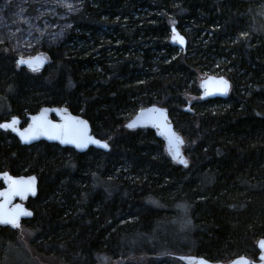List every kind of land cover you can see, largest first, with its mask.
<instances>
[{
    "label": "trees",
    "instance_id": "obj_1",
    "mask_svg": "<svg viewBox=\"0 0 264 264\" xmlns=\"http://www.w3.org/2000/svg\"><path fill=\"white\" fill-rule=\"evenodd\" d=\"M79 1L42 70L17 66L0 44V121L25 123L42 106H65L110 148L25 146L0 130V172L37 178L26 203L32 217L0 228V264L256 260L264 238V0ZM171 25L187 38L184 52L169 43ZM217 73L231 82L228 97L183 111L200 79ZM151 104L165 107L183 136L186 167L152 130L125 127Z\"/></svg>",
    "mask_w": 264,
    "mask_h": 264
},
{
    "label": "water",
    "instance_id": "obj_2",
    "mask_svg": "<svg viewBox=\"0 0 264 264\" xmlns=\"http://www.w3.org/2000/svg\"><path fill=\"white\" fill-rule=\"evenodd\" d=\"M170 45L181 51L187 48V38L182 34L175 25L169 27ZM181 40L183 42H181ZM23 61V62H21ZM48 63V57L44 54H35L31 57H17L16 64L29 71L42 70ZM221 81L227 82L226 90ZM199 100L211 99H226L231 91V82L222 75H207L200 79ZM183 111L190 114L193 113L191 104H186ZM13 121L15 123L13 124ZM22 120L16 116L10 117L7 120L0 121V125L12 124L10 128H2L0 130L10 132L17 138L21 145H31L39 141L47 143H55L61 147H68L77 153L86 152L89 148L102 150L107 152L109 145L106 140L99 139L91 133L89 122L81 115L73 114L65 106H42L35 114L27 116V123L21 126ZM129 124H134V127L129 128ZM55 126V127H53ZM127 129H150L155 137L163 142L165 152L170 160L176 165L186 167L188 160L183 151L184 139L179 134L169 117L168 110L165 107L151 104L138 109L133 116L125 123ZM31 139H25V137ZM178 138L182 143H170ZM83 146H78L82 142ZM99 141L100 143H93ZM107 145L103 147L102 145ZM185 161L186 163H182ZM34 178V179H33ZM31 182V191H24L23 185L19 182ZM17 182V183H13ZM0 220L7 219L12 215H17V226L0 222L1 227H9L18 229L24 220L32 217V211L26 206L28 199L34 198L37 194V178L35 175H20L13 176L7 171L0 172ZM23 213H31L25 215ZM264 238H259L256 242L258 251L256 260H251L245 256H237L229 262L211 261L198 255H176L175 257L183 264H264V247L260 246V242Z\"/></svg>",
    "mask_w": 264,
    "mask_h": 264
},
{
    "label": "rangeland",
    "instance_id": "obj_3",
    "mask_svg": "<svg viewBox=\"0 0 264 264\" xmlns=\"http://www.w3.org/2000/svg\"><path fill=\"white\" fill-rule=\"evenodd\" d=\"M80 9L79 0H0V44L15 59L40 53L47 56L45 49L63 40L64 31L71 27L69 16ZM185 99L192 104L199 97L187 95ZM177 224L178 229L184 227L183 222Z\"/></svg>",
    "mask_w": 264,
    "mask_h": 264
},
{
    "label": "snow or ice",
    "instance_id": "obj_4",
    "mask_svg": "<svg viewBox=\"0 0 264 264\" xmlns=\"http://www.w3.org/2000/svg\"><path fill=\"white\" fill-rule=\"evenodd\" d=\"M181 42H183L181 40ZM23 62V61H21ZM221 83L225 86L224 89H221V90H226V87H227V82L226 81H221ZM15 123V121H13V124ZM0 127L2 128H10L12 127V124H5V125H0ZM55 127V126H53ZM129 128H132L134 127V124H129L128 125ZM25 139H31V137H25ZM93 143H97L99 144L100 142L99 141H92ZM175 142H179V143H182V141H179L178 138L174 141H170V143H175ZM83 143H86V141L82 142L80 145L78 146H83ZM103 147H107V145H102ZM182 163H186L185 161H181ZM34 179V178H33ZM14 184L17 183V182H13ZM23 185V190L24 191H31V182H19ZM25 215H31V213H23ZM17 215H19V213L15 214V215H12L11 217L7 218V219H3V220H0V222H3V223H7V224H12L13 226H17L18 227V224H17ZM260 246L261 247H264V241L260 242ZM243 264H247L246 261H243Z\"/></svg>",
    "mask_w": 264,
    "mask_h": 264
},
{
    "label": "flooded vegetation",
    "instance_id": "obj_5",
    "mask_svg": "<svg viewBox=\"0 0 264 264\" xmlns=\"http://www.w3.org/2000/svg\"><path fill=\"white\" fill-rule=\"evenodd\" d=\"M27 123V119L25 120V123L21 122V126H24ZM7 132V131H4ZM2 186V184H0V187Z\"/></svg>",
    "mask_w": 264,
    "mask_h": 264
}]
</instances>
